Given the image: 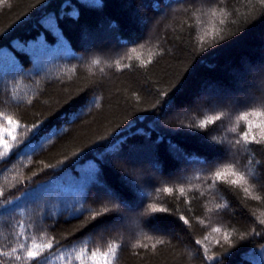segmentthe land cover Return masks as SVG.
I'll return each mask as SVG.
<instances>
[{
  "label": "trees",
  "instance_id": "obj_1",
  "mask_svg": "<svg viewBox=\"0 0 264 264\" xmlns=\"http://www.w3.org/2000/svg\"><path fill=\"white\" fill-rule=\"evenodd\" d=\"M86 28L111 32L90 42ZM254 111H264L260 0H0V138L13 145L0 157V250L23 233L54 241L47 264L112 244V264H264V143L244 140L261 138ZM133 149L150 153L132 163ZM229 164L240 185L214 176ZM152 204L168 212L142 216ZM126 208V224L106 227Z\"/></svg>",
  "mask_w": 264,
  "mask_h": 264
},
{
  "label": "snow or ice",
  "instance_id": "obj_2",
  "mask_svg": "<svg viewBox=\"0 0 264 264\" xmlns=\"http://www.w3.org/2000/svg\"><path fill=\"white\" fill-rule=\"evenodd\" d=\"M260 3L264 5V0H260ZM213 14H215V11L213 10ZM207 35V34H206ZM201 41L205 39L204 36H202ZM133 52L136 51V49H132ZM151 60V57H149V61ZM149 61H145L144 63H148ZM94 63H99V61H94ZM30 102V101H29ZM249 113H244L243 119L247 120ZM251 115H258L261 117H264V111H254L251 113ZM219 119V117H212L210 120H216ZM210 120H205L201 121V127L206 126ZM9 123L12 124L14 127L19 126V122L17 121H12L11 118H9ZM252 122L249 121V127L251 128ZM261 128V138L260 140L257 141V138L255 135H251L249 137V133L245 132L244 133V140L245 142H250V141H255L257 143H264V120L260 121V124L258 125ZM32 128L36 131L33 132V136H38L39 135V125L34 124L32 125ZM12 140L15 141L16 137L12 136ZM31 143V141H29ZM0 146H2V151H0V157L7 155L11 150L13 145L10 144L8 141L3 140L0 138ZM214 176L216 177L217 180L224 181L226 183L232 184V185H240L242 182L246 180L244 175L242 173H238L233 169L232 165H225L223 168H220L219 170L214 172ZM234 177V178H230ZM165 191L171 192L173 189L167 188ZM181 192L184 191L183 188L180 189ZM248 189L245 188V192H247ZM4 195V190L0 188V197ZM113 197H116L115 193H110ZM118 198V197H116ZM256 199H259V197H256ZM5 203H11L10 201H5ZM218 208L223 207L222 205H217ZM120 210V205L119 204H114L112 208H107L105 207L102 212H97L92 215V220H95L97 216L104 215L108 213L109 211H119ZM168 212L167 208H162L158 207L155 204L149 205L148 209L146 210L145 213H142V216L149 215L151 213H166ZM180 219L183 221V223L188 224L187 219L184 217H180ZM150 223V221H149ZM261 224H264V219L260 220ZM19 227H23V225H19ZM215 231L219 232L220 229L216 228ZM19 237H22L25 242H19L17 246L12 247L9 251H3L0 250V256L7 257L10 260L14 261H20V260H27L29 262H35V264H47L46 260H42L41 257L44 253L45 250L52 249L54 246V241L49 240L47 243L41 245L37 244L35 240L33 239L30 244L27 243L28 237L23 236V233L18 234ZM223 239L231 244V238H230V233H224ZM55 243H59L56 241ZM164 240L160 239L156 241V244H163ZM196 243H200L197 241ZM219 244L220 241H217ZM135 246V245H134ZM155 244L152 245L153 248H155ZM143 247H147V245H143ZM119 245H109L106 251L101 252L99 249H96L95 251H92L90 255H88V249L87 247L77 250L73 249L74 253H77L75 258L80 261V264H87L88 260L92 261V264H112V262L116 259L117 251H118ZM207 250L205 249V252ZM206 260L208 261H216V264H220V261L217 260L215 256H207L206 255Z\"/></svg>",
  "mask_w": 264,
  "mask_h": 264
},
{
  "label": "rangeland",
  "instance_id": "obj_3",
  "mask_svg": "<svg viewBox=\"0 0 264 264\" xmlns=\"http://www.w3.org/2000/svg\"><path fill=\"white\" fill-rule=\"evenodd\" d=\"M85 30H86V32L83 33L82 35L87 36L88 35L87 31L92 34L91 35L92 37H90L89 35L87 36V39H88L87 41H90V42L93 41V40H97V39L99 40L101 37L102 38H104L105 36L107 37V35H109V32H111L108 29L106 30V29H100V28L98 29V31L97 30L96 31L95 30L94 31H89V30H87V28ZM246 68H248V72H253V73H255V75H257L258 73L261 74V75L263 74L262 67H260V66L259 67H254V66L249 65ZM230 70L233 72V74H235L237 76L238 79L240 77H242V74H247V70L241 71V70H237V68H231ZM241 85L242 84L240 83V81H238V86H241ZM246 88H248V86ZM241 89H243V87ZM242 92H244V91H242ZM245 92H244V94H245ZM210 93H211L210 90L208 91L207 88L204 89V90L201 89L198 92V96H195V99H198L199 101H204V100L207 99V96ZM258 118H260V117H254V120L251 121L252 124H254V121L256 119H258ZM256 125L257 126H255V127H257L259 130H261V128L258 127V124H256ZM247 126H249V121H248V125ZM250 129L251 128L249 127V132H250ZM141 153H144L145 155H149L150 152L147 150L146 152H141ZM141 153L139 152V150L138 151H136L135 149L131 150V153H129L130 154L129 158L131 159L130 162L133 161V162H135V163L138 164V162L140 160H142L141 157H143V155ZM141 177H143V174H141ZM134 212H135V210L133 211V210H130L129 208H126L125 209V212L122 213V217L119 220L114 221L112 223H109L106 227H111V226L119 227L121 224H126L127 223V220L125 218L128 217L130 214H133ZM106 227H103V228H106Z\"/></svg>",
  "mask_w": 264,
  "mask_h": 264
}]
</instances>
